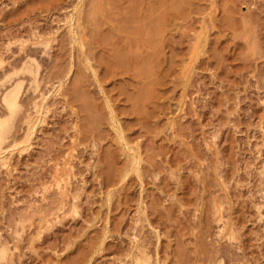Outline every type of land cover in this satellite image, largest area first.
Listing matches in <instances>:
<instances>
[{"label": "rangeland", "instance_id": "obj_1", "mask_svg": "<svg viewBox=\"0 0 264 264\" xmlns=\"http://www.w3.org/2000/svg\"><path fill=\"white\" fill-rule=\"evenodd\" d=\"M13 77L4 264H264V0H0Z\"/></svg>", "mask_w": 264, "mask_h": 264}, {"label": "bare ground", "instance_id": "obj_2", "mask_svg": "<svg viewBox=\"0 0 264 264\" xmlns=\"http://www.w3.org/2000/svg\"><path fill=\"white\" fill-rule=\"evenodd\" d=\"M182 1V0H181ZM183 1H186V0H183ZM182 4H183V2H181V6H182ZM178 5V6H177ZM178 3L177 4H175L174 5V9H175V7H179L180 6ZM178 9V8H177ZM180 9V8H179ZM165 17V16H164ZM163 16L162 17H160L162 20H164L165 19V21H167L166 20V18H164ZM159 18V19H160ZM157 20L158 21V24H159V21H160V24H161V26H160V30H159V25L157 26V28H155L157 31H158V33H159V31L161 32V30H163V29H161L162 27H164V25H162V22H163V24H165V21H162V20ZM156 21H153L152 23H151V25H154V24H157V23H155ZM152 27V26H151ZM156 27V26H155ZM152 28H154V27H152ZM155 29H153V30H155ZM155 30V31H156ZM30 64V63H29ZM25 65V64H24ZM24 65H23V67H24ZM28 63H26V66L24 67V68H22L24 71L26 70V71H28V72H30V74L31 73H34L33 72V69L28 65ZM32 66V65H31ZM33 67V66H32ZM21 70V69H20ZM23 71V72H24ZM19 72H17V74H18ZM20 74V73H19ZM32 75V74H31ZM34 76H35V74H33ZM12 76H15V75H12ZM34 76L32 77V80L34 79ZM11 77V76H10ZM9 77V78H10ZM21 77V76H20ZM15 77H13V80H15L14 79ZM18 78H19V76H18ZM23 79V78H22ZM32 80H31V82H32ZM12 81V80H11ZM10 81V82H11ZM24 83V82H23ZM10 84V83H9ZM5 87H7V86H5ZM22 87H23V85H22V82H21V80H19V79H17V80H15L14 82H11V84H10V86H8L6 89H5V91H4V93H3V97H2V99H3V102H4V107H6V109H7V111H8V113L5 115V116H0V160H5V158L8 156V154H7V156H5V153H6V147H5V145H8V144H5L6 142H7V139H8V137H9V133H10V129H11V126H12V123H13V119L14 118H16V115H18L17 113L19 112V110L20 109H22V107L21 106H23L22 104H21V101H20V98H21V91H22ZM4 90V89H3ZM3 92V91H2ZM42 108V107H41ZM6 111V110H5ZM6 111V112H7ZM40 113H41V111H40ZM14 121H15V119H14ZM14 124V123H13ZM31 133V132H30ZM31 136V135H30ZM8 149H9V147H8ZM8 151V150H7ZM8 153V152H7ZM3 161H1V163L3 162ZM8 250H6L5 248H1L0 249V264H4V261L6 260V257H7V254H8V252H7ZM220 257V256H219ZM218 260H219V258H218ZM223 261V260H222ZM224 262V261H223ZM218 263V262H217ZM131 264H147V260L146 259H143L142 257H136V258H134L133 259V261H132V263ZM221 264H223V263H221Z\"/></svg>", "mask_w": 264, "mask_h": 264}]
</instances>
